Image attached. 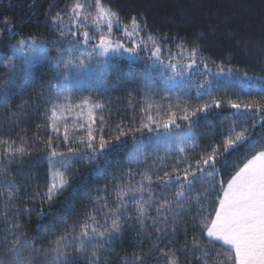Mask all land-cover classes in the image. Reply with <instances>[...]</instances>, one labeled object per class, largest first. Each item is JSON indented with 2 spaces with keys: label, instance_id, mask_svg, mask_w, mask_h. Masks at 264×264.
Segmentation results:
<instances>
[{
  "label": "trees",
  "instance_id": "trees-1",
  "mask_svg": "<svg viewBox=\"0 0 264 264\" xmlns=\"http://www.w3.org/2000/svg\"><path fill=\"white\" fill-rule=\"evenodd\" d=\"M72 5V0H0V85L8 86L0 97V264H15L17 256L30 264H165L172 253L177 264H234L229 249L211 241L204 225L215 218L220 182L226 188L264 150V0H100L122 24L135 18L167 53L186 52L194 58L187 65L208 71L194 76L196 82L182 79L177 85L123 59L110 64L99 82L68 80L57 55L73 38L53 21ZM20 41L40 44L47 56L25 65L14 51ZM22 67L27 70L19 71ZM218 71L251 81L243 87L215 76ZM233 103L252 107L238 110ZM205 104L206 113L196 111ZM85 105L100 106L93 120L78 113ZM54 107L59 131L52 128ZM170 119L175 124L165 128ZM89 130L98 150L94 158ZM241 131L248 139L226 148ZM165 134L187 136L191 145L183 152L165 146ZM101 137L107 142L102 152ZM8 145L26 154L12 155ZM213 149L214 168L197 172L194 191L177 201L182 180L165 184L167 176L182 178L183 169L192 164L189 171L194 170ZM57 172L67 184L49 201ZM113 219L118 233L109 231ZM85 225L93 238L80 253ZM17 238L18 251L9 252ZM58 240L67 245L66 261L54 260Z\"/></svg>",
  "mask_w": 264,
  "mask_h": 264
},
{
  "label": "snow or ice",
  "instance_id": "snow-or-ice-1",
  "mask_svg": "<svg viewBox=\"0 0 264 264\" xmlns=\"http://www.w3.org/2000/svg\"><path fill=\"white\" fill-rule=\"evenodd\" d=\"M97 6L99 7V11L97 13V18L103 17L107 22L109 29H111L113 18L116 16V13L111 12L110 9L104 8L100 5V0H96ZM84 5L77 3L75 9H82ZM74 9V11H75ZM57 19H60L59 15ZM133 29L138 28V24L133 18L132 22ZM127 31V30H126ZM131 35V33H128ZM84 37L87 40L88 33L84 32ZM152 39V37H149ZM20 44L23 45L24 42L20 41ZM153 45L155 46V41L153 40ZM122 47L120 44H116L115 47L112 44L105 40L101 39L99 48L101 49L97 55L105 56L109 51L119 52V49ZM34 51V55L29 58L27 56L22 57L25 65L30 66L37 58H41L44 56L45 50L41 48L40 50H32ZM126 51L134 54V49H127ZM160 49L158 47L155 48L154 55L159 57ZM193 54L195 52L193 51ZM68 63H71L69 61ZM106 63V62H105ZM81 67H85L81 62ZM14 67V65H13ZM175 70V65L172 66ZM191 67V65H189ZM27 67H22L19 71H26ZM247 75V74H245ZM14 77H10V81ZM8 92V86L0 85V97H3ZM87 103V102H85ZM60 111H63V106H58ZM93 107L99 108V105L89 106L88 107V116L91 119ZM210 105L205 104L201 108L196 111L207 112ZM216 107H220L219 103H216ZM233 108L240 109L251 108V105H240V104H232ZM261 110L264 111V106H260ZM57 107L52 109V128L54 131H59L56 124V114ZM83 115V112L80 113ZM196 112H192L190 115L186 114L183 119L190 120L191 116H195ZM175 124L174 119H170L164 124L165 128H168L170 125ZM179 127V125H176ZM64 137L67 139L68 132L65 129ZM118 139V137H117ZM194 139V138H193ZM248 139V136L245 131H241L235 134L234 138L230 137L227 141L226 148L228 146L234 145L239 141ZM50 144L51 141H48ZM106 141L101 137V141L99 144V151H103L106 145ZM191 145V140L188 137H185L180 141L181 152L184 151V145ZM87 147L92 149L93 158L97 153V148L93 147L91 130H89V140L87 142ZM7 152L15 155L19 153L21 155L26 154L25 148L18 147L13 149L11 145H8ZM52 156H56V150L52 149ZM217 154V149H213L212 154L208 155L206 158H202L200 161L196 162L195 169H192V164H189L187 168L183 169V177L181 178L179 175L167 176L164 183L168 184L173 179L182 180L180 184V190L174 193L177 201L180 198L187 199L188 197L185 194V191L190 194L194 191V180H198L197 172L203 173L206 169L205 166H212L214 168L215 165V156ZM62 155V154H61ZM63 167H67V164L61 162ZM208 175H212L211 172ZM192 177L190 179L189 177ZM149 183L151 182V176L145 177ZM67 184L66 177L64 173L57 172L54 173V179L52 186L48 190L47 199L51 201L56 194L57 191L63 189ZM221 191L223 192V197L218 201V208L215 210V218L212 219L209 223H205L204 227L206 230V234L211 240H219L223 241L224 244L229 246V257L234 261V264H264V150L258 151L251 159L244 164L243 167L239 168V170L235 173L234 176L228 181L227 187L223 186V182H220ZM122 195H126V193H122ZM197 201H199L200 197L197 195ZM143 215V212H141ZM112 233H118L120 231L118 219H113L112 227L109 230ZM92 232L95 233L98 237H105V232H97L95 228L92 229ZM21 235H24L21 233ZM82 239L80 240V247L77 249L78 252L84 253L85 248L84 245L86 240L92 239L93 237L89 236L87 231V225H85V229L81 232ZM86 238V239H85ZM109 241L111 240V236H108ZM194 245L196 242L193 241ZM20 244V239L17 238L13 242V247L9 249V252L18 251L17 245ZM199 247V245H196ZM67 245L61 241L56 242V247L53 249V252L56 253L54 260L60 261L62 258L66 261L68 257V253L66 252ZM96 250H92V256L96 257ZM165 256H169V253H164ZM15 264H30L24 258L17 256L15 259ZM165 264H177L175 259V253L171 254V258L166 260Z\"/></svg>",
  "mask_w": 264,
  "mask_h": 264
},
{
  "label": "rangeland",
  "instance_id": "rangeland-1",
  "mask_svg": "<svg viewBox=\"0 0 264 264\" xmlns=\"http://www.w3.org/2000/svg\"><path fill=\"white\" fill-rule=\"evenodd\" d=\"M72 2V7L63 11L59 15L60 19L56 18L53 21L55 28L63 30V33L70 34L73 38L71 47L57 55V63L64 65L67 69L66 78L68 80H73L76 83L90 80L99 82L103 79V75L108 70L110 64L122 59L133 63H142L151 77H158L172 83V85L179 84L182 79L194 82L198 79V77L194 76H200L199 72L204 75L208 74V71L203 69L198 71L193 64L191 67L187 65L188 59L193 58L190 54L182 51L167 53L163 47L156 43L155 39H149L150 36L143 34L142 28L138 23V28L133 29L132 23L128 25L122 24L116 15L113 18L111 29H109L103 17L97 18L99 7L93 0H72ZM77 3L84 5V7L82 9H75ZM84 32L88 33L87 40L83 35ZM128 33H131V35ZM102 38L109 41L113 47L116 44L122 45L119 52L109 51L105 56L97 55L101 51L99 45ZM153 40L155 41V46L153 45ZM156 47L160 49L159 57L154 55ZM41 48L40 44L28 41L24 42L23 45L18 44L14 51L16 57L22 59L24 56L31 58L34 55V51L32 50H40ZM127 49H134V54L126 51ZM46 56L47 53L44 52V56L37 58L32 64ZM69 61L71 63H68ZM81 62L85 67L80 66ZM173 65H175V70L172 67ZM218 72H214V75L218 77L223 76L228 81L233 80L243 87H247L251 81L250 76H238L224 71ZM89 106L85 105L78 113L83 112L81 117L93 120L97 108L93 107L90 119L88 116ZM168 131L164 132H167L171 136V133ZM168 134L162 135L164 137L161 142H164L165 146L173 148H180V141L187 137L181 138V136H176V138L172 139Z\"/></svg>",
  "mask_w": 264,
  "mask_h": 264
},
{
  "label": "crops",
  "instance_id": "crops-1",
  "mask_svg": "<svg viewBox=\"0 0 264 264\" xmlns=\"http://www.w3.org/2000/svg\"><path fill=\"white\" fill-rule=\"evenodd\" d=\"M222 197H223V196H222ZM207 237H208V236H207ZM208 238H209V237H208ZM209 239L211 240V238H209ZM211 241L216 242V243H219V244H221L222 246H224V247H226V248L229 249V246L226 245V244H224L223 241H219V240H211Z\"/></svg>",
  "mask_w": 264,
  "mask_h": 264
}]
</instances>
